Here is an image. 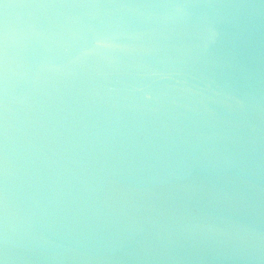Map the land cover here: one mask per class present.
I'll return each instance as SVG.
<instances>
[{
  "label": "water",
  "instance_id": "95a60500",
  "mask_svg": "<svg viewBox=\"0 0 264 264\" xmlns=\"http://www.w3.org/2000/svg\"><path fill=\"white\" fill-rule=\"evenodd\" d=\"M3 264H264V0H0Z\"/></svg>",
  "mask_w": 264,
  "mask_h": 264
},
{
  "label": "snow or ice",
  "instance_id": "6c2138e0",
  "mask_svg": "<svg viewBox=\"0 0 264 264\" xmlns=\"http://www.w3.org/2000/svg\"><path fill=\"white\" fill-rule=\"evenodd\" d=\"M0 264H3V261H0Z\"/></svg>",
  "mask_w": 264,
  "mask_h": 264
}]
</instances>
